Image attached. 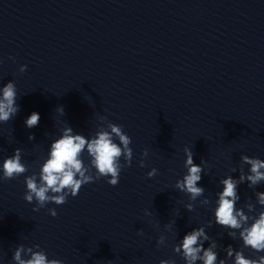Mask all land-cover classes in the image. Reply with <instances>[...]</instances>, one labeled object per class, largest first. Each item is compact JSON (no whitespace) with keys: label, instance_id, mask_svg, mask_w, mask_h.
I'll list each match as a JSON object with an SVG mask.
<instances>
[{"label":"clouds","instance_id":"9594fccd","mask_svg":"<svg viewBox=\"0 0 264 264\" xmlns=\"http://www.w3.org/2000/svg\"><path fill=\"white\" fill-rule=\"evenodd\" d=\"M26 65L19 69L21 73L26 70ZM17 89L15 83L10 81L0 88V122L7 123L15 117L19 111V105L16 102ZM58 111L64 113L61 106ZM103 122L105 117H100ZM40 115L32 112L25 120L27 128L31 129L38 126ZM114 138L119 140V144L114 142ZM29 140L35 139L34 135H29ZM132 139L124 131L122 126L107 122L106 128L101 126L95 135L86 139L82 134H74L73 129L66 126L62 130L61 136L51 142L48 158L40 167L39 178L33 173L25 177L26 192L24 199L28 203L36 202L33 211H39L49 203L63 205L67 203L69 196L76 197L82 186L93 183L100 178H109L107 183L116 186L119 183L121 170L130 167L133 159V150L130 147ZM87 151L90 163L85 165L81 156ZM148 151L145 149L141 155L140 167H144V158ZM185 167L187 174L181 180H177L175 188L188 194L191 201L203 196L205 189L198 186L201 180L204 161L200 165L193 162L192 150L185 148ZM22 152L17 148L14 155L4 159L2 164V176L0 180H12L28 171L26 165L21 162ZM123 157V164L121 158ZM243 165H249V173L245 174ZM95 169L93 175L92 169ZM264 160L259 158H250L247 155L241 156V175L238 180L228 176L222 179L220 183L223 189L219 192L217 207L214 211L215 223L221 227L230 230H239V237L243 241L244 248H251L255 252H264V211L258 214V218H253V222L247 225L249 217L242 209L236 208V203L240 197L237 194L239 184L248 182V187L252 188L264 181ZM235 172L236 169H233ZM157 175V170L153 168L147 173L148 178ZM257 201L264 205V192L256 193ZM203 203L209 201L205 199ZM186 208L193 210V204L189 203ZM249 206V211H252ZM52 217L57 216L55 208L48 209ZM148 213H146L147 215ZM247 225V226H245ZM138 234H143L142 231ZM228 235L235 238L236 233L229 231ZM166 237L160 236L158 245L165 243ZM204 227L195 228L188 232L182 239V242L174 246V252L181 254L186 264H196L202 261V264H217L218 254L214 250L217 248L215 241H212L207 248L204 242L209 241ZM37 249V250H34ZM228 258H234V264H264V255L256 259L245 257L243 250L234 251L229 245L225 249ZM27 257V258H25ZM14 264H64L60 259H49L43 250H39V245L25 247L19 245L13 253ZM160 264H175L172 260H161ZM218 264H226L224 259H220Z\"/></svg>","mask_w":264,"mask_h":264}]
</instances>
